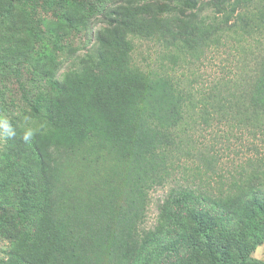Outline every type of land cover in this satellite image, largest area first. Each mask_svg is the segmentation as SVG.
I'll use <instances>...</instances> for the list:
<instances>
[{
    "label": "trees",
    "instance_id": "16d2710c",
    "mask_svg": "<svg viewBox=\"0 0 264 264\" xmlns=\"http://www.w3.org/2000/svg\"><path fill=\"white\" fill-rule=\"evenodd\" d=\"M202 1L119 14L53 82L35 122L0 90V236L11 243L0 264H264L251 257L264 243V50L207 89L133 59L135 38L170 37L179 59L264 34L253 0ZM31 46L26 11L0 0V68L21 66ZM213 120L249 135L233 169L198 140ZM170 181L147 228L150 192Z\"/></svg>",
    "mask_w": 264,
    "mask_h": 264
},
{
    "label": "rangeland",
    "instance_id": "374dc122",
    "mask_svg": "<svg viewBox=\"0 0 264 264\" xmlns=\"http://www.w3.org/2000/svg\"><path fill=\"white\" fill-rule=\"evenodd\" d=\"M17 2L29 16L32 46L21 66L9 64L8 69L0 68V90L9 104H15L18 114L24 115V123H28L35 122L37 116L35 109L39 110L49 94V88L53 87V82L77 69L83 58L92 53L98 32L107 28L124 11L125 13L129 11L134 17L143 12L141 8L152 5L153 7L146 10L156 12L167 3V0H17ZM261 6L264 7V0H253L250 8ZM206 12L203 13V17L206 16ZM167 38L133 39V59L137 64L153 71H161L167 66L175 67L176 75L187 88L194 86L196 89H207L222 77L233 76L239 60L249 57L250 49L264 50V34L255 38L231 34L222 44L202 48L186 57L180 53L179 59H173L172 54L178 52L172 46L170 37ZM13 66L15 68L12 69ZM240 129L235 124L213 120L211 124L202 127V135L198 136V140L206 141L207 146L203 150L215 155L223 166L230 170L250 154L247 150L249 135L247 131L242 132ZM257 143L262 144L260 140ZM80 180L81 178L75 179V182L80 183ZM173 185L175 184L170 181L150 192L144 224L147 228L155 225L159 205ZM41 237L36 241V247L40 252H44L50 238L43 235ZM10 247L9 240L0 236V262L7 258ZM251 257L255 261L264 262V243L254 250Z\"/></svg>",
    "mask_w": 264,
    "mask_h": 264
}]
</instances>
